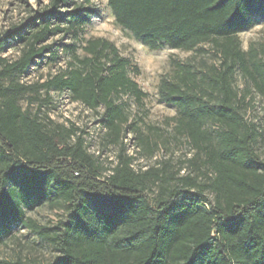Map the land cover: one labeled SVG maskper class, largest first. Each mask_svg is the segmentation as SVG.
<instances>
[{
    "label": "trees",
    "instance_id": "obj_1",
    "mask_svg": "<svg viewBox=\"0 0 264 264\" xmlns=\"http://www.w3.org/2000/svg\"><path fill=\"white\" fill-rule=\"evenodd\" d=\"M89 2L50 0L0 39V54L9 39L20 47L13 61L0 56V241L17 222L53 247L58 256L47 264H264V160L255 151L259 132L244 117L245 98L232 84L239 71L264 98V61H249L237 39L264 17V0H107L115 23L148 49L211 45L220 58L206 73L174 63V75L162 77L157 89L160 102L175 106L176 132L194 152L188 163L205 182L132 168L122 138L126 130L140 131L128 124L123 98L141 107L146 94L130 77L138 68L111 42L82 39ZM58 35L71 43L46 44ZM59 48L70 58L64 70L42 83L5 84L42 57L56 63ZM52 91L103 110L106 138L120 146L105 179L73 124L65 128L40 116ZM25 94L28 105L37 104L34 113L19 104ZM46 199L65 207L58 227L40 226L22 209L28 200Z\"/></svg>",
    "mask_w": 264,
    "mask_h": 264
},
{
    "label": "rangeland",
    "instance_id": "obj_2",
    "mask_svg": "<svg viewBox=\"0 0 264 264\" xmlns=\"http://www.w3.org/2000/svg\"><path fill=\"white\" fill-rule=\"evenodd\" d=\"M49 2L50 0H0V39L10 35L13 27L26 23L41 12ZM84 8L92 11V14L84 26L82 39L102 38L111 42L123 58L138 68V74H131L130 77L146 94L141 107L137 106L133 99L123 98L128 124H133L140 131L128 133L126 130L122 138L125 144L124 155L132 158L131 165L134 171L154 169L179 178L187 175L197 176L200 182H205V178L188 163L194 152L185 137L176 132L173 121L177 113L175 106L160 102L157 89L162 77L174 75V63L190 64L194 70L201 73H206L212 66L217 67L221 60L214 55L211 45L203 46L204 51L184 52L172 50L167 46L152 51L115 23L107 7V0H90ZM237 39L249 61L254 57L264 61V17H257L253 26L239 33ZM7 43L10 44L4 47L0 56L13 61L19 56L20 47L11 44L10 39ZM51 43L68 45L71 40L70 37L62 38L58 35L46 42ZM83 45L78 44L79 57L84 56L81 50ZM58 55L56 63L50 62L46 57L36 60L25 73L16 74L5 84L13 81L33 85L46 81L64 70L70 61L60 48ZM232 82L234 89L247 103L244 108L245 119L254 123L259 132L255 151L260 159L264 160V98L239 71L235 72ZM49 95L50 104L42 108L40 116L47 117L53 125H62L65 128L73 124L77 129L76 136L82 137L87 152L96 160L102 179L108 177L117 163L120 146L110 143L106 138V130L101 122L103 110L92 112L81 104L72 102L66 92L52 91ZM19 104L23 110L29 109L31 113L36 111L37 104L28 105L26 94L20 96ZM207 127L213 132L219 129L212 123H208ZM74 140L73 137L71 142ZM141 140L146 141L147 146L141 145ZM208 177H212V173H208ZM45 192H48V187H45ZM156 193L157 187L153 186L152 192H149L150 199L153 200ZM205 197L210 203L213 201L211 194L206 193ZM22 209L27 218L48 228L58 227V223L65 219V207L61 204H52L47 199L41 202L28 200ZM57 256L48 242L41 240L38 235L17 222L11 224L8 234L0 241V261L7 263L35 261L47 264Z\"/></svg>",
    "mask_w": 264,
    "mask_h": 264
}]
</instances>
